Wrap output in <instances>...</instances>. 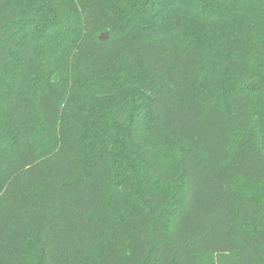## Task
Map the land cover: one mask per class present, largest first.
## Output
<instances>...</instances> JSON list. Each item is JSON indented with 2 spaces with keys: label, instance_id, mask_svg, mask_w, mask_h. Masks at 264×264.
<instances>
[{
  "label": "trees",
  "instance_id": "1",
  "mask_svg": "<svg viewBox=\"0 0 264 264\" xmlns=\"http://www.w3.org/2000/svg\"><path fill=\"white\" fill-rule=\"evenodd\" d=\"M0 264H264V0H0Z\"/></svg>",
  "mask_w": 264,
  "mask_h": 264
},
{
  "label": "water",
  "instance_id": "2",
  "mask_svg": "<svg viewBox=\"0 0 264 264\" xmlns=\"http://www.w3.org/2000/svg\"><path fill=\"white\" fill-rule=\"evenodd\" d=\"M97 37H98L99 40L105 41V40L108 39L109 34H108L107 31H104V32L99 33Z\"/></svg>",
  "mask_w": 264,
  "mask_h": 264
},
{
  "label": "rangeland",
  "instance_id": "3",
  "mask_svg": "<svg viewBox=\"0 0 264 264\" xmlns=\"http://www.w3.org/2000/svg\"><path fill=\"white\" fill-rule=\"evenodd\" d=\"M209 258V260H215V257H208ZM201 260H205V258H201Z\"/></svg>",
  "mask_w": 264,
  "mask_h": 264
}]
</instances>
